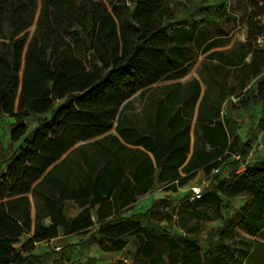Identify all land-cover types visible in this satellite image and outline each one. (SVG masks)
I'll use <instances>...</instances> for the list:
<instances>
[{"label":"trees","instance_id":"trees-1","mask_svg":"<svg viewBox=\"0 0 264 264\" xmlns=\"http://www.w3.org/2000/svg\"><path fill=\"white\" fill-rule=\"evenodd\" d=\"M168 2L0 0V113L13 119L10 139L18 142L0 169V264H28L23 248L29 252L59 228L69 234L95 227L90 241L117 249L132 236L149 264H164V256L167 264H178L179 253L187 264H260L264 246L239 237L229 226L218 230L216 243L210 241L201 258L196 234L171 232L147 213L120 216L135 194L151 186L155 168L146 152L123 144L111 130L151 151L158 181H169L166 188L173 190L192 177V167L203 164L210 173L234 150L227 121L202 124L198 116L195 131L201 130L203 143L226 152L196 148L184 167L187 174L177 171L188 151L199 83L195 78L158 83L186 74L195 61L191 50L205 41L207 25L234 17L224 6L216 11L199 6L198 18H179ZM248 3L245 41L232 53L207 54L208 74L216 83L229 75L227 66L239 67L241 83L264 69V49L257 45V37L264 35L259 19L264 6L257 0ZM219 44L212 40L200 49ZM259 97L264 100L262 83ZM45 113L27 131L26 117ZM79 141L86 142L75 146ZM234 177L231 185L219 182L202 190L195 204L219 202V193H244L245 206L251 207L249 224L262 228L264 158ZM67 200L82 207L75 217L65 214ZM148 212L156 213L153 207ZM31 230L32 236L16 247Z\"/></svg>","mask_w":264,"mask_h":264},{"label":"crops","instance_id":"crops-1","mask_svg":"<svg viewBox=\"0 0 264 264\" xmlns=\"http://www.w3.org/2000/svg\"><path fill=\"white\" fill-rule=\"evenodd\" d=\"M216 39H219V36L207 39L201 44V47H203L205 43ZM244 41L245 39L239 42ZM237 43H234L227 49H220L221 44L214 46L205 52H202L200 49L199 52L203 53L205 57L202 59V64L196 68V72L193 76L189 77L187 80H181V78L188 73L189 69L186 74L181 77L167 82L158 83H186L192 78L197 79L199 83V93L193 106L190 121L188 151L184 162L177 168V171L181 176L187 174L184 167L196 148L198 149L197 152H202L204 148L205 151L209 153L223 150V155L226 152V149L221 146L211 147L210 144L203 143L201 130H198V132L195 131L198 116H200L198 119L199 123L201 122L203 124L212 121V125L216 119H220L222 121H227L228 126L232 129L230 133V141H233L234 143V150L225 157V161L221 166V173L216 175L215 178H211L210 182L207 184V188L203 191H206L209 187L216 186L219 182H223L225 185H231L235 180L234 176L241 173L246 165L253 164L264 158V124L260 125V122H264V100L259 97L260 83H262V88L264 89V69L259 75L250 77L244 83L240 82L241 75L238 73L239 67L237 65L227 66L226 70L229 71V75L223 79L217 78L219 83H216L208 74V70L212 69V67L210 65L211 60L208 59L207 54L215 50H225L232 53L236 50ZM257 45L259 48L264 49L263 43H258ZM249 58L250 55L245 58V61H248ZM138 93L139 91L136 94ZM248 117H250L249 128L253 129L249 133L247 132L248 128L242 123V121H244V123L246 121L247 123V120L249 119ZM110 132L115 133L123 144L130 146L133 149H140L146 152L155 168L151 186L145 192L135 194L134 200L121 210V217L132 218L147 213L146 218L156 221L159 225L171 232L189 236L196 234V236H198V244L200 247L199 253L201 258L209 248V242L213 241L216 243L218 230L225 226L231 227L239 237L257 241L264 246V225L262 228L255 230V227H253L252 224H249L251 207L245 206L248 200L246 194L239 193L236 195H224L219 193V202L211 205H196L195 202L197 201V198L192 194V187L188 191H181L180 188L191 183L193 180L209 177L213 171L206 173L203 164L202 166L192 167L193 169L190 171L192 177L190 179L178 185L175 190L168 189L166 187L170 185L169 181L159 182L157 179L159 167H157L151 151L145 149L142 145L125 142L115 130H111ZM84 142L86 141H79L75 146ZM234 155H239V159H236ZM171 201L176 202L177 205L173 207L171 211L164 210L163 207L167 208L168 203ZM68 202H73L78 206V210L75 214H67L66 204ZM151 207L154 208L156 213L150 214V212H148ZM81 210L82 207H80L74 200H67L65 202L64 211L66 216L75 217ZM208 211L211 212V216L208 214ZM94 212L95 209H92V216H94ZM34 213V207L32 206V217H34ZM261 215L264 220V211ZM188 218L193 221L189 222ZM213 219L219 220L217 225L215 227H206L204 232L202 223H206ZM164 223L166 225H164ZM142 224H144V222H142ZM95 230L96 227L92 228L87 233L73 232L64 234L62 229L59 228L56 236L40 242H35L32 249L27 253L36 254L37 251L39 252L42 250L41 254H44L48 252L44 245H52L56 243L62 234H75L81 236L86 235L87 237L84 240L75 243L76 245H74V247L77 248L79 254L75 251L74 254L70 255L69 264H88L89 258L82 261L80 253L85 254L84 250L93 244L97 245L100 256L97 264H116L119 260L121 261L120 264L150 263L149 258L142 256L140 249L139 252H137L138 243H136L132 236L124 237L125 242L120 248L104 249L98 241L89 240L90 233ZM31 236L32 230L29 233L23 234L18 243H25ZM61 248L62 247L58 245L52 247L53 251H56L52 253L50 257L51 261L55 260L54 264H62V261H59L61 255L57 253ZM77 254L79 256H77ZM244 260L245 259L242 258V261ZM162 261L164 264L169 262L168 258L165 256ZM63 262L66 261L63 260ZM259 263L264 264V248H262V257L260 256ZM34 264H42V262ZM178 264H187L184 262L180 253Z\"/></svg>","mask_w":264,"mask_h":264},{"label":"rangeland","instance_id":"rangeland-1","mask_svg":"<svg viewBox=\"0 0 264 264\" xmlns=\"http://www.w3.org/2000/svg\"><path fill=\"white\" fill-rule=\"evenodd\" d=\"M258 6H264V0H257ZM169 5L173 9V14L176 17L179 18H185L190 17V14H193L194 17H199V14L196 13V9L199 6L207 7L211 11H216L220 7H225V10L228 13H231L234 18L231 20H223L219 25H212L209 24L204 28V34H205V41L209 38L219 36V39L221 40V47L220 49H227L234 43H237L239 41H242L246 37L247 33V15L250 13L251 9L248 7V0H169ZM260 21L264 23V10L262 11L260 17ZM34 25L30 27L31 30H33ZM200 51V47L193 46L191 50V55L195 57L194 64L191 66L188 73L181 78V80H187L189 77L193 76L196 72V68L199 67L202 64V59L205 57V55ZM137 95V94H135ZM134 95V96H135ZM134 105L138 107L139 102L137 100L134 101ZM49 113L45 114H30L28 117H26L25 121L28 125L27 131H29L37 122V120L41 117L48 116ZM247 120V123L245 121H242V123L248 128L247 132H251L253 129L249 128L250 125V117ZM252 119V118H251ZM13 119L8 116L7 114L0 113V169H3L7 159L11 156L12 152L17 147L18 142H14L10 139V126ZM246 130V129H245ZM216 173H211L209 177H203V179H196L191 181V183L182 186L180 189L181 191H188L193 186H201L202 190L207 188V184L210 182L211 178H215ZM177 204L174 201H171L168 203L167 208L163 207L164 210L171 211L173 207H175ZM78 210V206L73 202H68L66 204V212L67 214H75ZM208 214L211 216V212L208 211ZM189 222H192V219L188 218ZM218 219H213L211 221H208L206 223H202V227H215L218 223ZM164 225H166L164 223ZM87 236H81V235H64L62 234L60 238L57 240L56 243L52 245H44V247L47 248L46 253L41 254L42 250L39 252L37 251L36 254H28L27 253V247L23 248V254L28 255L29 257V263L28 264H34L37 262H42V264H51L55 263L51 261L50 257L51 254L56 252L53 251L52 247L55 246H61V250H59L57 253L60 256L59 261H62V264H69L70 261L69 256L74 254L75 251L78 252L77 248L74 247L76 245L75 243L82 241ZM25 239V238H24ZM22 244L17 243L16 247H20ZM85 254L80 253L82 261L89 258L88 264H97L99 260V253H98V247L96 244L90 245L88 248L84 250ZM79 254V252H78ZM77 254V256H79ZM65 260L66 262H63ZM93 262V263H92ZM120 260L116 264H120Z\"/></svg>","mask_w":264,"mask_h":264},{"label":"built area","instance_id":"built-area-1","mask_svg":"<svg viewBox=\"0 0 264 264\" xmlns=\"http://www.w3.org/2000/svg\"><path fill=\"white\" fill-rule=\"evenodd\" d=\"M257 43H263L264 44V35H260L257 37ZM234 157L236 159H239V155H234ZM221 166L222 165H219L217 167H215L212 171L216 174H218L220 171H221ZM192 194L195 198H199L202 194V187L201 186H193L192 187Z\"/></svg>","mask_w":264,"mask_h":264}]
</instances>
